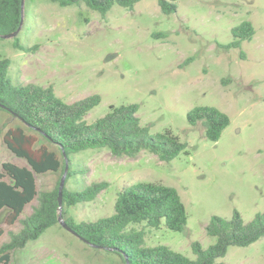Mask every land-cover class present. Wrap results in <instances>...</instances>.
<instances>
[{"label":"rangeland","instance_id":"rangeland-1","mask_svg":"<svg viewBox=\"0 0 264 264\" xmlns=\"http://www.w3.org/2000/svg\"><path fill=\"white\" fill-rule=\"evenodd\" d=\"M176 10L161 12L156 0H140L131 8L118 4L101 14L84 3L60 5L50 0H23L18 32L0 39V58H8L14 83L51 85L65 102L91 94L101 101L86 114L93 122L119 104L137 103L141 124L155 134L169 129L186 142L185 152L162 161L148 150L116 156L108 148L85 149L69 155L68 189L91 182L107 187L88 202L64 207L66 217L93 221L113 213L118 192L136 182L173 186L185 205L181 231L144 223L147 246L168 245L195 257L191 243L214 242L206 233L211 216L229 219L238 211L244 222L264 213V0H176ZM250 21L255 34L239 47H228L231 29ZM17 39L28 51L14 46ZM213 106L226 113L229 124L218 140H208L200 122L188 123L195 106ZM19 121L0 110L1 163L28 166L3 142L6 129ZM59 174L36 175L38 190L52 188ZM29 203L20 217L31 213ZM3 233L21 223L5 222ZM222 264H264V236L247 246L230 245ZM10 264H124L117 252L94 247L60 223L12 252Z\"/></svg>","mask_w":264,"mask_h":264},{"label":"trees","instance_id":"trees-1","mask_svg":"<svg viewBox=\"0 0 264 264\" xmlns=\"http://www.w3.org/2000/svg\"><path fill=\"white\" fill-rule=\"evenodd\" d=\"M58 4L84 3L89 8L105 14L114 4L131 8L140 0H50ZM164 14L176 10V0H156ZM22 20L21 0H0L1 35L14 32ZM233 40L228 47H239L244 40L255 34L253 24L244 20L231 29ZM14 46L28 51L17 39ZM10 60L0 58V110L18 119L3 133V142L17 157L26 160L28 166L12 162L1 163L0 212L7 209L5 222L21 223L18 231H9V240L0 243V264H10L12 252L22 248L28 241L37 239L47 228L64 219L86 243L117 252L124 264H222L230 245L247 246L264 236V213L244 222L238 211L226 219L211 216L206 233L214 242L203 247L198 241L191 243L195 257H189L168 245L147 246L144 231L133 226L144 223L157 228L161 221L171 230H183L187 213L175 187L161 182L142 181L124 186L118 192L113 213L93 221H75L64 216V207L92 201L107 187L106 181L91 182L81 190L62 189L59 208L58 187L65 169L64 153L69 155L85 149L108 148L116 156H135L148 150L162 161H170L185 152L186 142L181 141L169 129L151 134L149 126L141 124L137 103L119 104L112 107L93 122H87L86 114L99 104V94H91L65 102L58 97L51 85L14 83L8 74ZM187 121L195 126L200 122L208 140L219 139L229 124V117L213 106H195L187 114ZM69 166V164H68ZM59 174L50 189L38 190L36 175L46 172ZM68 167L66 178L71 176ZM36 200L32 211L20 217L25 207ZM3 229L0 227V236Z\"/></svg>","mask_w":264,"mask_h":264},{"label":"water","instance_id":"water-1","mask_svg":"<svg viewBox=\"0 0 264 264\" xmlns=\"http://www.w3.org/2000/svg\"><path fill=\"white\" fill-rule=\"evenodd\" d=\"M21 7L23 8V0H21ZM21 23H22V20H21ZM21 23L19 25V27L14 31V32H11V33H7V34H4V35H1V37L3 38H7V37H12L14 36L18 30L20 29V26H21ZM64 157H65V169H64V173L63 175L61 176V180H60V183H59V187H58V203H59V208H61V204H62V189L64 187V182H65V178H66V173H67V170H68V159L64 153ZM58 220H59V223L65 228L67 229L68 231H70L72 234H74L75 236H77L78 238H80L82 241L86 242L83 238H81L80 236L77 235V233L71 229L67 224L66 222L64 221V219L61 217V215L58 217Z\"/></svg>","mask_w":264,"mask_h":264}]
</instances>
